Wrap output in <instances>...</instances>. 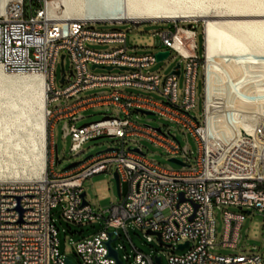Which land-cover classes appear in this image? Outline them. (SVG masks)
<instances>
[{
	"label": "built area",
	"instance_id": "obj_1",
	"mask_svg": "<svg viewBox=\"0 0 264 264\" xmlns=\"http://www.w3.org/2000/svg\"><path fill=\"white\" fill-rule=\"evenodd\" d=\"M28 1L38 3L29 14L25 12L24 0H12L3 8L0 5V70L6 75L43 78L50 150L46 152L45 172L40 179L0 180V264H65L67 257L59 252L58 232L50 218L51 210L58 206L64 220L76 225L96 223L99 227L92 237L74 244L82 264H116L108 255V240L121 264H156L155 257L161 259L156 253L144 254L131 242H128V251L122 243L113 245L121 240L122 234L127 238V230L133 228L145 231L148 243L155 236L148 232L157 234L155 237L163 247L175 251H179V245L188 244L181 254L169 255L168 264H264L258 255L223 257L210 253L215 246V207L232 206L264 214V167H249L246 155L252 151L246 139L223 161V149L205 135L204 105L202 122L190 115L195 107V82L200 76L199 69L203 68L195 53L197 33L192 24L184 28L180 25L182 22L175 21L59 22L48 15L47 0ZM122 22L133 26L142 23L174 26L173 31L158 32L155 36L164 47L161 51H169L167 58H179L180 73L184 63L180 104L176 94L178 76L169 73L161 78L158 74L142 73L143 68L156 63L153 54L128 55L123 32L94 30L95 24ZM183 30L191 34L189 38H179L186 54L175 47L176 36ZM85 42L120 46L112 51L94 52L84 48ZM61 52L71 61L72 75L64 74L62 84L65 85L57 89L54 70ZM88 64L91 69L92 66L111 67L122 73L95 75L88 71ZM120 87L157 91L164 101L125 95L118 92ZM96 88L112 91L81 96L82 92ZM110 106L116 116H104L99 121L77 126L87 110ZM137 109L174 123L186 141L191 137L197 146L194 162H190L187 145L181 146L169 129L152 128L130 119ZM119 113L123 119L118 118ZM58 122H62L63 138L71 140L69 152L73 157L80 155L83 144L90 140L109 137L118 139V144L90 156L74 168L55 172L57 152L53 130ZM256 129V135L264 134L262 126ZM141 141L162 149L169 159H178L186 166L176 171L160 167L146 158ZM235 154L243 159H236ZM109 171L117 174L119 184H127V193L105 212H93L87 202L82 205L85 200L82 184L94 175ZM165 209L169 211L167 217L162 214ZM243 220L241 213L223 212L221 247H237Z\"/></svg>",
	"mask_w": 264,
	"mask_h": 264
},
{
	"label": "bare ground",
	"instance_id": "obj_2",
	"mask_svg": "<svg viewBox=\"0 0 264 264\" xmlns=\"http://www.w3.org/2000/svg\"><path fill=\"white\" fill-rule=\"evenodd\" d=\"M10 1L0 0L1 7ZM47 2L48 15L59 22L201 21L205 135L223 149V161L246 139L252 151L246 155L249 167H258L261 161L264 167V134L256 135L257 126L264 128L257 122L259 115L264 120V0ZM56 9L60 15H56ZM182 36L189 38L191 34L183 30L176 36L175 47L186 54L179 42ZM208 105H214L215 110H207ZM25 148L34 152L29 161L24 160ZM45 164L43 78L6 75L0 70V180H38L45 172Z\"/></svg>",
	"mask_w": 264,
	"mask_h": 264
},
{
	"label": "rangeland",
	"instance_id": "obj_3",
	"mask_svg": "<svg viewBox=\"0 0 264 264\" xmlns=\"http://www.w3.org/2000/svg\"><path fill=\"white\" fill-rule=\"evenodd\" d=\"M57 2L58 0H51ZM32 5V6H31ZM38 5L35 1L29 2L25 0V10L26 14H29L35 9ZM59 9H56V15H60ZM192 24V28L196 31L195 42L197 48L195 53L198 55L201 60V65L204 67L199 69L200 76L197 77L195 82V107L190 110V115L196 117L200 122H202V109L204 105V72L205 65L203 62V24L201 21H182L180 24L182 27L187 28L188 25ZM94 30L99 32H108L111 30L121 31L125 34V47L126 53L128 55L134 56H147L154 54L157 51L163 50L164 47L161 45L160 38L155 36L156 33L168 30H174L172 24L166 23H142L138 26H133L128 22L116 23V24H95ZM119 44H98L92 42H85L84 48L94 51V52H107L117 49ZM64 55V52H61L60 55ZM173 55V53H172ZM59 60L56 63L54 75H55V87L61 89L65 84L60 83L61 71ZM179 62V58H167L163 61L156 62L150 65L147 68L142 69V73L145 75L158 74L161 78L168 75L175 64ZM63 68L65 74L68 75L69 71L72 69V64L67 55L63 59ZM88 71L95 75L103 74H119L122 73L118 69H112L110 71L104 69H91V64L87 65ZM183 89H184V63H181V73L176 77V94L177 102H180L183 99ZM118 92L125 95L140 96L147 98L152 101L162 102L164 97L161 93L157 91H147L139 88L131 87H120L117 88ZM109 92L112 91L111 88H96L88 90L81 93L82 97L93 96L99 92ZM259 115V114H258ZM85 117L83 120L77 122V126H81L90 122L99 121L104 116H116L115 109L113 107H98L87 110L83 113ZM261 115L257 120L258 123L264 125V120H260ZM118 118H124L121 113H119ZM130 119L152 128H167L170 130V134L176 137L181 146L187 145L188 151L190 153L189 158L190 162H194L197 156V146L194 140L191 137H188L186 141L183 136L179 133L177 126L164 120L158 115H142L139 113H133ZM260 121V122H259ZM256 122V123H257ZM62 122H58L54 126L53 130V145L56 146L57 152V163L54 166L55 172H61L66 166L71 163L81 162L88 156H93L98 152H102L108 148H114L118 144V139L101 137L98 139L87 141L82 146V153L77 157L69 152L71 146V140L69 137L63 138L62 136ZM26 128H29V124L26 125ZM26 131V130H24ZM143 147V152L147 159L152 160L155 164L159 165L162 168L168 170H179L180 167L170 163L169 157L166 153L158 148L154 147L152 144L141 141ZM128 144L125 145L127 149ZM26 150V148H25ZM50 144L47 139L46 134V152L49 153ZM26 156H24L25 161L31 160L34 152L32 150H26ZM258 167H263V163ZM83 192L85 193V201L89 204L93 212L102 213L105 212L110 204L118 203L119 198L116 192L115 181L113 179V171H109L105 174L94 175L86 179L82 184ZM127 193V184L121 183L119 186V195L121 198H124ZM227 211L230 213L238 214L241 213L244 215V220L238 231L239 243L235 249L232 248H223L220 245L221 236L223 232V212ZM246 211L250 213L247 214ZM164 217L169 215L167 209L162 211ZM214 217V236H215V246L210 250V253L215 255H220L223 257L226 256H237L242 255L245 257H251L253 255H258L264 263V214L257 212L256 210H247V209H238L237 207L232 206H222L219 209L214 208L213 212ZM50 218L53 221V224L58 232L59 239V252L66 256L70 264H82L80 258L75 252L74 244L81 241L82 239L92 237L99 229L96 223L92 224H81L76 225L71 221H66L62 217V210L58 206L56 209L51 210ZM127 238L121 235V240H118L113 243L114 246L117 244H123L126 248V251L129 250V243L144 254H149L150 252L156 253L161 257L162 264L167 263V257L171 254L178 255L181 254L180 251H175L167 247L160 246L158 240L155 236L152 237V242L148 243L145 241L146 232L138 228H133L127 230ZM123 252H119L121 256Z\"/></svg>",
	"mask_w": 264,
	"mask_h": 264
},
{
	"label": "water",
	"instance_id": "obj_4",
	"mask_svg": "<svg viewBox=\"0 0 264 264\" xmlns=\"http://www.w3.org/2000/svg\"><path fill=\"white\" fill-rule=\"evenodd\" d=\"M190 27H191V25H188V28H190ZM168 55H169V51L168 50H165V51H161L160 50V51H157V52H155L153 54L156 62H160V61L165 60L168 57ZM63 59H64V55L62 54L59 57V61H60L59 62V64H60V71H61V74H62L61 75V79H60V83H63L64 82V74H65V71H64V68H63ZM94 68L104 69V70H107V71H110L112 69L111 67L92 66V69H94ZM68 74L70 76V75H72V72L69 71ZM170 74H174L176 76H179L180 71H179V63L178 62L172 68ZM207 110H209V111L215 110V106L214 105H208L207 106ZM135 112L136 113H139V114H142V115H153V113H151V112H148V111H145V110H140V109L135 110ZM108 150H110V149H108ZM133 151L138 152V149H134ZM89 157L90 156L86 157L84 160L88 159ZM55 159H57V156H55ZM83 161H81V162H83ZM168 161L170 163H173V164L179 166V167L186 166L182 161H180L178 159H175V158H170ZM81 162L71 163L68 166H66L63 170H68V169L74 168V167L78 166ZM113 179L115 181L116 192H117V195H118V198H119L120 197V195H119V186H120V184H119V179H118V176H117L116 173H113ZM84 195H85V193H82V198H84ZM85 204H86V201L83 200L82 205H85ZM246 213L249 214L250 212L249 211H246ZM148 234L155 235V236L158 237V235L155 234V233L148 232ZM157 240H158L159 245L160 246H163L160 243L159 239H157ZM110 243H111V240H108L106 242V247H107V250H108V255L116 261V264H121V262L119 261V259L117 257V253L111 248ZM187 245H188L187 243H184L182 245H179L178 246V250L179 251L183 250L184 248L187 247ZM154 260H155V263L156 264H162L161 263V259L159 257H155ZM65 264H70V261H69L68 258L65 259Z\"/></svg>",
	"mask_w": 264,
	"mask_h": 264
},
{
	"label": "trees",
	"instance_id": "obj_5",
	"mask_svg": "<svg viewBox=\"0 0 264 264\" xmlns=\"http://www.w3.org/2000/svg\"><path fill=\"white\" fill-rule=\"evenodd\" d=\"M32 6V5H31ZM37 7V6H36ZM24 9H25V0H24ZM25 12H26V10H25ZM202 43H203V41H202Z\"/></svg>",
	"mask_w": 264,
	"mask_h": 264
}]
</instances>
